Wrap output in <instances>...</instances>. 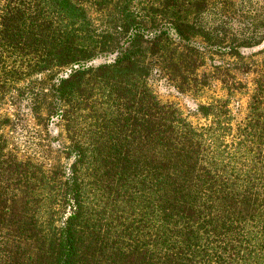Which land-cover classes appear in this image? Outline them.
Returning <instances> with one entry per match:
<instances>
[{
  "label": "trees",
  "instance_id": "obj_1",
  "mask_svg": "<svg viewBox=\"0 0 264 264\" xmlns=\"http://www.w3.org/2000/svg\"><path fill=\"white\" fill-rule=\"evenodd\" d=\"M157 73L223 93L195 121ZM13 89L64 136L49 162ZM0 264H264V4L0 0Z\"/></svg>",
  "mask_w": 264,
  "mask_h": 264
},
{
  "label": "rangeland",
  "instance_id": "obj_2",
  "mask_svg": "<svg viewBox=\"0 0 264 264\" xmlns=\"http://www.w3.org/2000/svg\"><path fill=\"white\" fill-rule=\"evenodd\" d=\"M244 1L247 10H255L260 5L264 4V0H235ZM258 48H244L245 54H251ZM113 56H102L94 61L95 64L112 59ZM152 84L163 100H172L176 102L181 109L189 115L193 120L197 121L198 115L195 114L196 107L201 102L211 100L213 97H218L223 93L220 84L216 81L212 86L205 89L201 93H193L190 91L181 92L173 81L166 74L157 73L153 76ZM245 106L246 98L241 101ZM4 110L15 117V126L12 128L15 137V144L19 146L25 153L48 161L53 159V146L56 144V139L64 140V136L60 135V129L52 126L49 132L44 125L38 124L30 111V101L19 89H13L7 96ZM236 110H238L236 108ZM56 137L55 140H52Z\"/></svg>",
  "mask_w": 264,
  "mask_h": 264
}]
</instances>
